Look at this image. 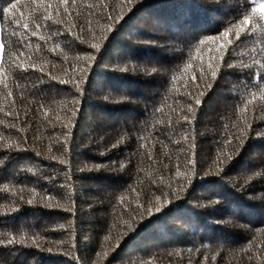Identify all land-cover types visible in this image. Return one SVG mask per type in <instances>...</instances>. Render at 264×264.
Masks as SVG:
<instances>
[{"label": "trees", "instance_id": "obj_1", "mask_svg": "<svg viewBox=\"0 0 264 264\" xmlns=\"http://www.w3.org/2000/svg\"><path fill=\"white\" fill-rule=\"evenodd\" d=\"M260 1L0 0V264H264Z\"/></svg>", "mask_w": 264, "mask_h": 264}, {"label": "rangeland", "instance_id": "obj_2", "mask_svg": "<svg viewBox=\"0 0 264 264\" xmlns=\"http://www.w3.org/2000/svg\"><path fill=\"white\" fill-rule=\"evenodd\" d=\"M262 6H264V0L258 2L257 4L259 11L263 14L264 17V10H262ZM0 59H1V44H0Z\"/></svg>", "mask_w": 264, "mask_h": 264}, {"label": "snow or ice", "instance_id": "obj_3", "mask_svg": "<svg viewBox=\"0 0 264 264\" xmlns=\"http://www.w3.org/2000/svg\"><path fill=\"white\" fill-rule=\"evenodd\" d=\"M262 10H264V6H262ZM244 23L246 24L247 23V21H244ZM213 75H215V73H213ZM200 103V101L199 100H197V104H199Z\"/></svg>", "mask_w": 264, "mask_h": 264}]
</instances>
